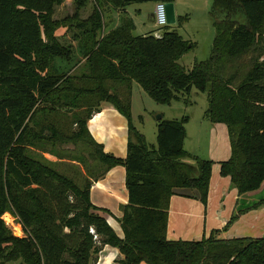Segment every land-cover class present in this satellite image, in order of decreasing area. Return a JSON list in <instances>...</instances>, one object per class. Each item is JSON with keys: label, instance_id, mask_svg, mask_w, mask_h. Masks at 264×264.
<instances>
[{"label": "trees", "instance_id": "16d2710c", "mask_svg": "<svg viewBox=\"0 0 264 264\" xmlns=\"http://www.w3.org/2000/svg\"><path fill=\"white\" fill-rule=\"evenodd\" d=\"M65 1L0 0V261L95 264L110 247L122 256L118 264H264V237L221 240L213 231L200 242L166 239L171 198L205 205L211 164L184 151L187 118H162L156 146L149 147L131 115L133 84L162 106L193 88L204 93L205 118L227 128L231 155L220 164L221 175L239 196L255 194L264 185V0H210L211 53L190 70L179 64L190 43L172 27L159 37L134 36L133 21L122 18L103 35L104 6L125 12L175 0H95L86 20L79 18L84 1H78L72 17L53 20ZM60 29L65 33L58 36ZM70 32L80 57L72 77L52 67L55 60L71 61L72 45L60 43ZM102 103L126 120L124 159L106 153L88 131ZM78 109L86 110L84 118L73 114ZM61 110L73 114L68 135L52 120ZM67 145L73 148L61 149ZM116 167L125 170L127 192L117 219L122 237L104 216L112 214L90 199L93 183ZM262 205L264 199L249 209ZM5 214L18 220L22 238L5 227Z\"/></svg>", "mask_w": 264, "mask_h": 264}, {"label": "rangeland", "instance_id": "374dc122", "mask_svg": "<svg viewBox=\"0 0 264 264\" xmlns=\"http://www.w3.org/2000/svg\"><path fill=\"white\" fill-rule=\"evenodd\" d=\"M78 1H84V6L78 11L79 18L81 20H86L90 15H92L96 1L95 0H66L60 7L55 8L53 20L60 21L66 17H72L76 11V5ZM156 4L146 3V4H135L127 7L125 12L121 10L113 9L109 6H104L101 9L102 18H103V35L107 34L109 31L115 29L119 24L122 18L133 19L135 29L133 31L134 36H144L147 34H153L155 37H159L165 29H159L151 21V14L154 13V8ZM174 5L179 16L182 17L181 26L173 25L172 30L182 37L184 41L189 42L190 47L189 52L185 54L180 60L179 64L185 69L190 70L195 62H202L208 59L211 48L212 41L214 37V28L212 25V19L210 18L208 11L210 0H175ZM65 33L64 30H61L58 35ZM62 44L65 46L72 45V50L74 55L71 58L69 63H64L59 60H55L52 63L54 70L58 74H65V76L72 77L76 71L70 72L73 68V65L78 61L79 53L77 49V42L72 40V32L66 34V37L61 40ZM119 97L126 95V90L124 87H118ZM131 94V115L133 126L140 132L149 147L156 146V122L155 117L159 114H165L163 117L164 120L170 121H180L186 119L187 121L184 124L185 128V137L183 140V149L188 154L195 156L201 160L210 162V185L209 191L211 190V196L207 198L206 204H202L199 200H196L202 208L206 209V215L208 214L209 207L218 205L219 198L222 196L220 191H223L224 188L230 187V179L228 177H223L220 173V164L227 162L230 159L231 149L228 139L227 128L224 124H211L205 118V112L208 108L207 97L204 93L199 92L195 88L192 89L190 94H177V100L172 101L168 106H162L155 104L142 90L141 88L133 84ZM104 103L101 104V106ZM88 105V104H86ZM90 105V104H89ZM100 106V108H101ZM58 114L54 115L52 118L53 123L59 127L63 135H68L70 133V128L72 126V121L74 120L73 114L78 115L81 118L86 116V110L78 109L76 112L67 113L66 111H57ZM72 149L71 146H62L61 149ZM59 152L61 150H58ZM77 153L83 154L86 153L84 149H80ZM86 155V154H85ZM114 156V155H113ZM118 158V156H115ZM189 162V161H186ZM64 163V164H63ZM61 165L60 169L63 171L64 167H67L70 162L66 160ZM94 164L93 162H88ZM94 165H91V167ZM212 187V188H211ZM231 189V188H230ZM233 189V188H232ZM126 192V190H125ZM242 207L250 208L254 203H258L264 199V185H262L259 190L256 192V196L253 199H247L246 195H242ZM92 201L100 207H110L114 209V215H122L121 209L118 211V208L113 205V201L105 194L94 191L91 193ZM181 198H176L172 203L170 213L168 212L167 223H169L171 229L173 230L174 236L173 239L182 235V229L178 232L177 229L180 227L178 222L179 216L178 212L181 211L185 202L180 200ZM227 199V198H226ZM195 200V199H194ZM226 208L230 204H224ZM235 207V205H234ZM171 209L176 212H171ZM203 209V213H204ZM215 209V208H213ZM261 212L255 215L257 229L259 227H264V209L261 208ZM241 212V211H240ZM106 219L110 220V224L113 228H116L117 234L122 236L120 226L118 225L117 220L114 217L104 214ZM120 219V218H119ZM5 227L11 232L14 237L22 238L23 233L21 231L18 220L11 216L10 214H5L2 217ZM254 220V221H255ZM184 221V220H183ZM18 228V229H17ZM210 236V235H209ZM208 235H202L195 237H178L176 241L182 242H200L203 239L209 238ZM264 236V235H263ZM261 237V236H260ZM257 238V237H256ZM109 251V248L105 250L102 254L104 256ZM102 262V258H101ZM20 264V262L7 263L0 261V264Z\"/></svg>", "mask_w": 264, "mask_h": 264}, {"label": "crops", "instance_id": "0c3cea01", "mask_svg": "<svg viewBox=\"0 0 264 264\" xmlns=\"http://www.w3.org/2000/svg\"><path fill=\"white\" fill-rule=\"evenodd\" d=\"M174 9L176 18H180L178 12L176 11L175 5ZM61 30L64 29L58 30L56 34L58 35ZM62 34L64 33H61V35ZM164 115L165 114L162 113L163 117H165ZM87 128L93 139L97 143L103 145L104 151L106 153L118 156V158L121 159H124L126 157L127 123L126 120L112 106L104 103L100 108V112L98 114H95L87 122ZM124 178L125 170L123 167L113 168L105 175L103 179L93 183L90 191V199L91 193H93L94 191L105 194L111 200H114L113 205L116 204L115 207H117L118 211H120L121 207L126 205L127 203V192H125L126 189L124 184ZM211 190L208 192L209 197L211 196ZM222 192L223 194H221L222 196L219 198L218 205L209 207L207 215L205 212L206 209L202 208L196 200L179 196L172 197L170 200L169 207H171L172 203L174 202V200H176V198H181L180 200H182V202H185V205L182 207L183 209L178 212V222L180 224V221H182V223L177 229L178 232L182 229V235L185 236H179L177 234V237L173 239L175 232H173L169 223H167L166 239L168 241H176L175 239H177L178 237L185 238L191 237L192 235H195V237H198L199 235L209 236L213 231H219L217 237L221 240L264 237V227H259L257 229L258 226H256V221L258 219H254L255 215L261 212V208L264 209V205L256 209H245L241 205L242 197L237 194V191L235 189H232L231 184L230 187L228 185V188L226 187L223 191H220V193ZM255 196L256 193L246 197L250 200L255 198ZM91 202L99 208L108 210L112 214V217L115 218V220L121 217L119 213L114 215L115 208L112 209L110 207H100L95 204L92 199ZM224 204H230V206L226 208V205ZM171 212L176 213L174 209H171ZM234 216L236 217V220L230 225H228V227L225 229L228 222ZM106 220L109 226L112 228L110 220ZM114 229L116 230V228H113V230ZM116 231L115 233L117 234ZM117 235L119 237H122L119 234ZM108 248L109 251L104 256H102L103 252ZM121 259L122 256L116 249L105 247L99 254L97 262L95 264H118L117 262Z\"/></svg>", "mask_w": 264, "mask_h": 264}, {"label": "water", "instance_id": "95a60500", "mask_svg": "<svg viewBox=\"0 0 264 264\" xmlns=\"http://www.w3.org/2000/svg\"><path fill=\"white\" fill-rule=\"evenodd\" d=\"M165 9V18H166V24L167 26H173L176 24V15H175V9L173 3H165L164 4ZM151 21L154 22V14L151 15ZM190 45L188 46V48ZM163 116L162 114H159L155 117L156 122H160L162 120ZM3 264V263H2Z\"/></svg>", "mask_w": 264, "mask_h": 264}, {"label": "built area", "instance_id": "2783aa9c", "mask_svg": "<svg viewBox=\"0 0 264 264\" xmlns=\"http://www.w3.org/2000/svg\"><path fill=\"white\" fill-rule=\"evenodd\" d=\"M164 4L165 3H157L154 8V25L159 29H163L167 26Z\"/></svg>", "mask_w": 264, "mask_h": 264}]
</instances>
